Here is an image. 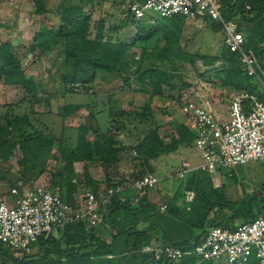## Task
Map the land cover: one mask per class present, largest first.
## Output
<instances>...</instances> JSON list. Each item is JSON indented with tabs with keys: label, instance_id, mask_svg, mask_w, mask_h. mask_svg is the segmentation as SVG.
Instances as JSON below:
<instances>
[{
	"label": "trees",
	"instance_id": "16d2710c",
	"mask_svg": "<svg viewBox=\"0 0 264 264\" xmlns=\"http://www.w3.org/2000/svg\"><path fill=\"white\" fill-rule=\"evenodd\" d=\"M33 1L36 4L35 11L42 15L45 11L44 0ZM133 1L141 0H128V4ZM84 6V0H79L77 3L61 4L59 10L61 24L56 30L40 28L33 35L28 47L30 52L42 53L54 50L60 59L59 62L54 60V63L61 68L59 79L64 85V91H74L68 85L75 84H79L81 89L87 91L97 73L120 72L126 66L127 60H131L133 63L137 62L134 60V56L129 54L130 43L113 42L109 37H105L103 19L96 23L93 37L89 36L92 23L91 12H85ZM222 8V16L225 20L234 21L236 19L238 29L245 37V48L252 50L260 67L264 70V0H222ZM127 13L126 19H123L119 27L123 26L130 18L134 19L128 9ZM143 19L138 21L139 30L133 43L148 41L161 35L164 38V45L162 49L155 47L148 53H145L146 48H143L140 59L143 60L142 57L146 55L149 61L145 66H140L139 62L136 70L132 72L140 82L148 77L153 91L159 93L162 84L168 86H173V84L168 80L169 75L167 69L164 68L165 64L161 62L155 64L154 61L156 57L160 56L162 60H165L163 57L175 49L179 38L176 34L182 31L183 17L161 16L156 25L148 24ZM213 23L220 28L217 23ZM245 25L250 27L247 30V36L242 30ZM216 61L222 62L223 68L220 70L222 82L231 86L232 91H248L260 95L258 80L242 70L238 53L231 52L224 45L219 56L205 58L206 64L213 65ZM0 83L21 87L26 94L33 93L34 96L38 91L36 84L26 78L15 47L9 42L0 43ZM141 117L145 116L141 115ZM13 121L18 122L20 127L11 126V121L6 125L0 122V159L7 160L16 146L21 152L23 175L21 179L13 182V185L19 180L26 184L27 178L32 182L42 170L34 172L37 167L41 166L42 168L45 159L57 154L61 167L54 175L58 178L54 184L59 190L65 186V195L57 194L64 201L74 203L78 201L79 197L78 184L75 181V163L96 161L102 165H108L117 161L120 148L116 147L118 145L116 135L100 133L98 128L96 129L92 125H79L74 147H66L60 142L56 143L50 134H42L33 130L24 116H16ZM22 126L30 127L32 132L23 133ZM14 131L17 132V135L13 134ZM89 134L93 135L91 139L88 138ZM194 140L195 133L183 124L175 127L170 136L163 137L159 135L157 128H152L143 137L138 138L136 144L131 148L136 151V158L140 159L142 167L140 174L152 173L153 168L149 161L160 155L171 154L180 146H194ZM53 150L55 154L52 155ZM30 174L32 175L29 178ZM184 179H186L185 189L194 192V199L189 207L190 211L185 210L188 208L186 205L180 207L171 202L166 205V209L168 207L169 215H175L178 211L197 215L202 224V232L197 233L194 240H191L193 244L199 241L200 235L206 230L203 228L205 221L217 222V220L208 218L209 213L215 207H218L219 211L224 208L230 210L226 221L216 224L230 228L234 227V222L237 219L245 222L258 215L264 216V197L257 199L262 200V203L255 209L249 203H246L243 208H236L230 205V201L222 198L220 188L214 187L212 177L207 172L192 171ZM83 183L96 195L101 192L103 187L90 177L85 168ZM219 195L220 202H215L214 198ZM197 201L201 202L200 206L196 205ZM101 212V221L96 227L87 229L86 223L83 221L66 225L55 231L58 236L51 233L41 237L30 247V250L35 249V252L22 253L19 257L13 256L17 252L0 244V255L6 256L14 264H195L197 262V257L193 255H185L178 261H172L166 257L156 259L152 252L142 251L143 247L148 245L150 235L160 228L158 223L153 222V216L160 212L159 208L149 202L146 195H143L136 204H131L121 202L120 195L116 194L112 197L110 206ZM143 224L146 225L143 226ZM186 241L189 240L181 242L165 240L162 236L160 244L167 243L187 249L189 247L181 245Z\"/></svg>",
	"mask_w": 264,
	"mask_h": 264
},
{
	"label": "rangeland",
	"instance_id": "374dc122",
	"mask_svg": "<svg viewBox=\"0 0 264 264\" xmlns=\"http://www.w3.org/2000/svg\"><path fill=\"white\" fill-rule=\"evenodd\" d=\"M61 1L44 0L45 11L42 16L35 11L36 4L33 0H0V43L3 40H12L15 43V52L21 62L23 71L26 73V78L36 84L38 91H45L44 93L37 91L35 96L33 93L25 94L21 87H15L13 91L8 93L0 92V122L3 125L11 121V126L20 127V124L13 121V118L24 116L33 130H37L42 134H50L56 143L60 142L63 146L74 147L78 126L92 123L89 116L92 115L91 119H95L94 110L101 109L105 112L108 124L105 129L99 128L98 130L103 134L116 135L118 141L116 147L123 152L122 157L127 161L126 163L130 168L126 174L132 176L142 172L140 159L138 160L136 155L131 152L132 146L138 141L136 139L137 134H146L152 128H157L160 136H170L179 124L185 125L184 115L179 110L185 100H194V97L210 99V96L213 95L219 98V103H227L226 99L232 94L233 88L222 82L220 71L223 68L222 62L216 61L213 65L205 63V58L219 56L224 47L222 32L212 21L207 18H204L202 22L189 21L183 18L181 41L176 43V49L170 51L164 57L165 60H162L160 56L156 57L154 61L155 64H159V62L165 64L164 68L167 69L169 75L168 80L173 86L162 84L161 91L156 93L149 81H146L148 77L145 81L143 80V84L132 72L136 70L139 62L140 66H145L149 58L145 55L142 57L143 60L140 59L144 47L141 46V43H133L132 38L138 33L136 32L138 20L133 19L132 21L129 19L127 26L119 27L118 16L125 11L128 0H84L85 12H90L91 9L93 12L91 13L92 23L89 36L93 37L97 20L102 17L104 23L106 22L105 26L113 28L108 32L105 28V37H109L113 42L130 43L129 54L131 53L137 62L133 63L131 60H127L126 66L120 72L97 73L87 91H84L85 89L79 91L65 90L64 92L67 93L64 94L65 102H79L81 105L90 106V111L70 114L66 118V116H61V109L58 108V114H56L58 117L46 122L43 119L44 116L40 115L41 110L46 111V107L42 104L46 92L58 97L60 94L58 91L65 89L59 79L61 68L53 62V60L59 62L60 59L56 58L57 54L53 53L52 50L42 53L38 51L30 52L28 47L31 44L33 35L40 28L56 30L61 24L58 14L59 9H57ZM77 1L79 0H64L65 4L77 3ZM116 10L117 17L115 18L111 12ZM160 19L159 14L151 13L147 14L143 21L156 25ZM234 22L237 24L236 19H234ZM249 28L248 25L242 28L246 36ZM176 35L180 37V33ZM148 42L150 44L146 43L145 53L150 52L148 50L150 46L159 48L164 43V39L157 35ZM180 42L182 43L180 44ZM131 79L136 80L131 82ZM148 97H151V103L146 108L144 104L147 102ZM54 105L56 106V104ZM35 108L40 112H35V114ZM141 115L145 117H141ZM62 120L66 121V125L62 123ZM21 128L23 133L32 132L30 127L22 126ZM13 134L17 135V132L14 131ZM53 154H55L54 150L52 151ZM183 160L189 161L192 165L200 163L201 158L195 146H180L171 154L160 155L157 159L151 160V164L155 168L152 172L162 178L163 181L161 180L158 186L153 189L154 194H151V197H158L156 203L151 201L152 199L149 202L156 206L160 204L159 202L165 205H169L171 202L180 207L186 202L185 180L187 178L171 181L164 178ZM21 161V152L17 146L12 150L7 160L0 159V182L4 186L11 185L22 178ZM81 166V163H77L75 178L79 194L83 193L84 187L86 188L83 183ZM60 167L61 162L57 154L45 159L43 167L39 166L34 171L37 173L42 169L37 178L32 182L27 178L26 185L29 187L38 184L44 185L56 193L65 195V186L59 190L54 184L58 180L54 175ZM109 181L110 179L107 178L105 184ZM212 181L215 188H220L222 198L230 201L231 206L243 208L246 203H249L255 209L262 203V200L257 199L264 197V160L251 161L246 164L235 165L228 170H221L220 176ZM219 198L220 195L219 197L216 196L214 201L220 202ZM200 203V201H197L196 205L200 206ZM185 210L190 211V208ZM217 210L218 207H215L209 213V217H215L217 222L205 221L204 229L226 221L225 219L230 215V210L227 208L222 209V211ZM163 213L165 215L159 212L153 216V222L158 223L160 227L159 233L165 236L168 235L172 241L176 242L189 240L182 242L181 245L191 248L194 245L191 240H194L197 233L202 232V224L197 215L195 213L185 214L181 211H178L175 215H169L168 207ZM242 222L243 220L237 219L234 226ZM54 235L58 236L56 232H54ZM33 252H35V249H31L25 254ZM21 255L22 253L19 252L13 254L16 257ZM0 264L14 263L6 256L0 255Z\"/></svg>",
	"mask_w": 264,
	"mask_h": 264
},
{
	"label": "built area",
	"instance_id": "2783aa9c",
	"mask_svg": "<svg viewBox=\"0 0 264 264\" xmlns=\"http://www.w3.org/2000/svg\"><path fill=\"white\" fill-rule=\"evenodd\" d=\"M127 9L137 20L157 13L198 22L207 18L217 23L224 45L239 54L242 70L255 77L260 86V95L233 91L228 99L225 118H216L207 108L185 101L180 111L188 120L186 126L195 133L194 146L201 161L194 167L183 160L166 178L182 180L194 170L207 172L216 178L221 170L264 160V70L252 50L245 48V37L237 24L222 16V0H141L129 3ZM68 86L75 91L81 89L79 84ZM131 152L136 155L134 149ZM161 180L154 173L132 175L103 186L98 195L84 187L74 203L64 201L47 186L29 187L19 180L8 189L12 202H8L0 192V244L12 251L27 253L41 237L66 225L83 221L87 229H91L100 223L101 211L110 206L114 195L119 194L121 202L136 204ZM125 190H132L134 196H124ZM193 199L194 192L186 190V203ZM158 208L164 212L166 205L160 203ZM142 251L152 252L156 259L166 257L172 261L193 255L197 257L195 264H264V216L258 215L233 228L211 226L203 231L191 248L182 249L165 243L146 245Z\"/></svg>",
	"mask_w": 264,
	"mask_h": 264
},
{
	"label": "crops",
	"instance_id": "0c3cea01",
	"mask_svg": "<svg viewBox=\"0 0 264 264\" xmlns=\"http://www.w3.org/2000/svg\"><path fill=\"white\" fill-rule=\"evenodd\" d=\"M63 3H65L64 2V0H62L59 4H58V7L59 8H57V9H59L60 10V8H61V4H63ZM47 10H48V8H47ZM59 10H58V14H59ZM85 11V10H84ZM91 13H93L92 12V9H91V11H90ZM113 15H114V17L116 18L117 17V10L114 12H111ZM115 13V14H114ZM128 15V13H127V9L125 8V11L124 12H122V13H120V15L118 16V24H121V22H123V19H126V16ZM43 16V15H42ZM100 19H103L102 17H100V18H98V20H97V22L100 20ZM104 20V19H103ZM130 20H132L133 21V19H131L130 18ZM139 21V20H138ZM137 21V22H138ZM139 23V22H138ZM138 23H137V27H138ZM104 24H106V22L104 23ZM129 24V22H128V20L124 23V26H127ZM105 28H106V32H108V30H112L113 28L111 27V28H109V27H107V26H105ZM138 28H137V30H136V32H138ZM182 32H183V30L180 32V37L177 39V42H179V41H181V35H182ZM136 36H137V34L134 36V38H132L134 41L136 40ZM161 36V35H160ZM162 37V36H161ZM163 38V37H162ZM164 39V38H163ZM149 41V40H148ZM148 41H141V42H135V43H141V46H143L144 48H146L147 49V46H146V43H148V44H150V42H148ZM3 42H9L11 45H13L14 47H15V43L14 42H12V40H3ZM176 42V43H177ZM134 43V44H135ZM182 42H180V44H181ZM164 45V43L159 47V49H162V46ZM155 48V47H154ZM152 46H150V47H148V50L151 52L153 49H154ZM175 49H176V47H175ZM52 52L53 53H55L54 52V50H52ZM53 57H54V55H53ZM58 56H56V58H57ZM164 58V57H163ZM54 59V58H53ZM53 62H54V60H53ZM24 74H25V76H26V73H25V71H24ZM102 74V73H101ZM134 80H136V79H131V82H133ZM146 80V78L144 79V81ZM144 81L143 82H141V83H143L144 84ZM146 81H148V79L146 80ZM15 87H18V86H13V85H5V84H2V83H0V92H10V91H13L14 89H15ZM38 92H45V91H38ZM58 92H60V94H59V96L57 97V96H55V95H50L49 93H47L46 92V94H45V98H43V100H42V104H43V106H45L46 107V111H42L41 110V114L40 115H42V116H44V118L43 119H45L46 120V122H49V121H52L53 119H56V117H58L56 114H58L57 112V110H58V108H60L61 109V116H66V118H67V116L68 115H70V114H77V112H81V111H84V112H88V111H90V106H87V105H81L79 102H75L74 103V101L72 102V101H70V102H65V96H64V94H67L66 92H64V90H62V91H58ZM57 92V93H58ZM232 93H233V91H232ZM1 94V93H0ZM26 94V93H25ZM43 95V94H42ZM224 96V95H223ZM230 96V95H229ZM228 99H229V97L226 99V101H227V103H225V104H221V103H219V98L218 97H214L213 95L212 96H210V99H206V98H201V99H199L198 97H194V100H185V101H193V102H196L197 104H199V105H201V106H203V107H205V108H207L208 110H210L214 115H215V117L216 118H225L226 116H227V108H228ZM39 100V99H38ZM151 101V97H148V100H147V102L144 104V107L146 106V108H147V106H149L150 105V102ZM54 104H56V106L54 105ZM183 105V104H182ZM181 105V106H182ZM180 106V107H181ZM69 108V109H68ZM150 109V108H149ZM153 109V108H152ZM101 110V109H100ZM94 110V113H95V119H91L92 118V115H90L89 116V118H90V120H91V122L92 123H89V124H87V123H85V124H87V125H92L94 128H100V129H102L103 130V128L105 129L106 127H107V124H108V121H106V115H105V112L103 111V110ZM180 110V109H179ZM100 111V112H99ZM150 111H152L151 109H150ZM37 113V112H40L39 110H37L36 108H35V110H34V113ZM66 112H68V113H66ZM35 113V114H36ZM44 115H43V114ZM80 114V113H79ZM150 116H151V114H150ZM147 118V117H146ZM184 118H185V125H187V122H188V120H187V118L184 116ZM62 123L64 124V125H66V121H63L62 120ZM61 133V132H60ZM143 135L144 134H137L136 135V139H138V138H140V137H143ZM93 137V135L92 134H89L88 135V138H92ZM70 147V146H69ZM122 155H123V152L122 151H120L119 152V154H118V156H117V161L115 162V163H113V164H108V165H102L100 162H96V161H92V162H85V163H81V162H78V163H81V171L83 172L84 171V168L88 171V174L90 175V177L94 180V181H96V183L97 184H100V186L102 187V186H104L105 185V183H106V181H107V178H109L110 179V181H109V183H113V182H116V181H119V180H121V179H124V178H126V177H130V176H127V171L130 169L129 167H128V165H127V161L125 160V159H123V157H122ZM157 159V158H156ZM151 162L152 161H150V166L153 168V170H155V168H154V166H152V164H151ZM179 164V163H178ZM198 165V164H197ZM197 165H192V166H197ZM76 166H77V163H75L74 164V170H75V173H77V168H76ZM177 166V165H176ZM194 171H196V170H194ZM152 173H154V172H152ZM155 174V173H154ZM134 175V174H133ZM158 176V175H157ZM164 178H166V177H164ZM216 178H218V177H216ZM215 178V179H216ZM214 178H212V180H213ZM166 180H169V181H171V180H173V179H168V178H166ZM175 180V179H174ZM163 181V180H162ZM13 184H11V185H6V186H4V184L3 183H1L0 182V192H2L3 193V195H4V197H5V199L8 201V202H12L13 201V197L10 195V193L8 192V189H9V187H11ZM151 194H154V191L153 190H151L149 193H147L146 194V197L148 198V201H150L151 199V201H154L155 203H156V198H158V197H151ZM123 195L124 196H126V197H133L134 196V192L132 191V190H125L124 192H123ZM159 203H161V202H159ZM183 205H186V206H188V208L187 209H189V207H190V204L189 203H184V204H182L181 206H183ZM188 211V210H187ZM160 214H163V212H160ZM209 218V220L210 219H213V220H217L215 217H208ZM211 227V226H210ZM156 235V236H155ZM163 236V238L165 239V240H171V237H168V235L167 236H165V235H162ZM162 236H160V233H159V231L158 230H156L155 232H153L151 235H150V240H149V243H148V245H157V244H160V240H161V238H162Z\"/></svg>",
	"mask_w": 264,
	"mask_h": 264
}]
</instances>
